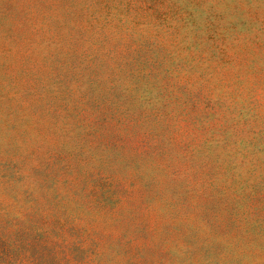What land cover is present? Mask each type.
Returning a JSON list of instances; mask_svg holds the SVG:
<instances>
[{"label":"rangeland","instance_id":"374dc122","mask_svg":"<svg viewBox=\"0 0 264 264\" xmlns=\"http://www.w3.org/2000/svg\"><path fill=\"white\" fill-rule=\"evenodd\" d=\"M0 264H264V0H0Z\"/></svg>","mask_w":264,"mask_h":264}]
</instances>
